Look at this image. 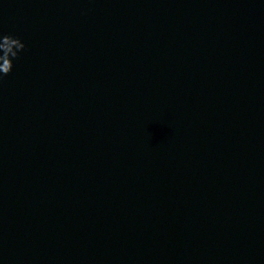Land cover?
<instances>
[{
	"label": "water",
	"instance_id": "water-1",
	"mask_svg": "<svg viewBox=\"0 0 264 264\" xmlns=\"http://www.w3.org/2000/svg\"><path fill=\"white\" fill-rule=\"evenodd\" d=\"M0 264H264V0H0Z\"/></svg>",
	"mask_w": 264,
	"mask_h": 264
},
{
	"label": "clouds",
	"instance_id": "clouds-1",
	"mask_svg": "<svg viewBox=\"0 0 264 264\" xmlns=\"http://www.w3.org/2000/svg\"><path fill=\"white\" fill-rule=\"evenodd\" d=\"M26 44L18 37L0 33V80L13 70V60L18 59Z\"/></svg>",
	"mask_w": 264,
	"mask_h": 264
}]
</instances>
